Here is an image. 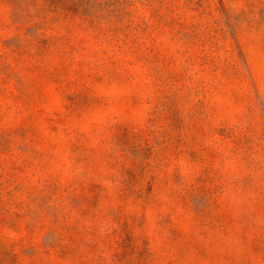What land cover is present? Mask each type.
<instances>
[{
	"label": "rangeland",
	"instance_id": "obj_1",
	"mask_svg": "<svg viewBox=\"0 0 264 264\" xmlns=\"http://www.w3.org/2000/svg\"><path fill=\"white\" fill-rule=\"evenodd\" d=\"M0 264H264V0H0Z\"/></svg>",
	"mask_w": 264,
	"mask_h": 264
}]
</instances>
